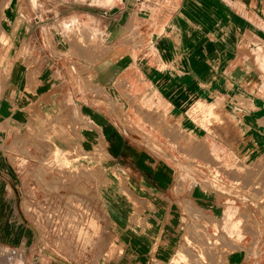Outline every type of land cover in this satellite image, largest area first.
Segmentation results:
<instances>
[{"label":"crops","instance_id":"crops-1","mask_svg":"<svg viewBox=\"0 0 264 264\" xmlns=\"http://www.w3.org/2000/svg\"><path fill=\"white\" fill-rule=\"evenodd\" d=\"M93 43L108 49L95 62ZM34 132L100 160L123 250L106 264H141L188 203L229 219L251 171L264 179V0H0V138ZM14 153L0 150L10 188ZM12 217L6 252L41 264L46 248Z\"/></svg>","mask_w":264,"mask_h":264},{"label":"rangeland","instance_id":"rangeland-1","mask_svg":"<svg viewBox=\"0 0 264 264\" xmlns=\"http://www.w3.org/2000/svg\"><path fill=\"white\" fill-rule=\"evenodd\" d=\"M105 1L110 5L114 0ZM144 8L150 10L148 1ZM74 13L63 12L59 17L72 14L78 19L81 12ZM49 45L52 47V43ZM60 45L62 50L71 46L78 52L89 48L84 42ZM92 45L95 62L108 49L104 43ZM16 134L12 140L0 138V150L18 154L13 156L11 188L5 183L9 172L0 169V200L4 195L18 196V202L0 201V232L5 223L10 225L12 213V225L25 227L30 241H39L46 248L41 264H86L91 257L97 258L96 264H106L121 256L120 242L106 233L112 224L100 197V184L106 173L97 156L59 151L43 142L37 132L24 141L18 138L20 133ZM256 173L251 171L250 186L236 191L238 209L230 220H217L211 212L188 203L177 231L159 239L157 250L141 264H248L250 259L264 264V179ZM211 189L216 190V186ZM0 243V264H14L23 258L20 249L14 246L6 252L7 247ZM53 245L60 250L54 251ZM108 245L110 249L101 255L100 251ZM53 254L59 257L54 260ZM124 259L119 264H130Z\"/></svg>","mask_w":264,"mask_h":264},{"label":"bare ground","instance_id":"bare-ground-1","mask_svg":"<svg viewBox=\"0 0 264 264\" xmlns=\"http://www.w3.org/2000/svg\"><path fill=\"white\" fill-rule=\"evenodd\" d=\"M110 254V253H109ZM110 257V256H109Z\"/></svg>","mask_w":264,"mask_h":264}]
</instances>
